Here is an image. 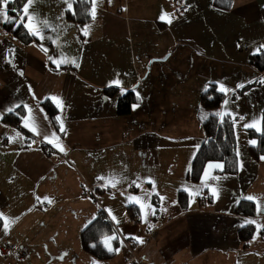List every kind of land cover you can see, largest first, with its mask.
Returning <instances> with one entry per match:
<instances>
[{
    "label": "crops",
    "instance_id": "obj_1",
    "mask_svg": "<svg viewBox=\"0 0 264 264\" xmlns=\"http://www.w3.org/2000/svg\"><path fill=\"white\" fill-rule=\"evenodd\" d=\"M94 4L95 18L77 25L64 0H36L29 11L49 27L33 35V20L29 42L0 19V243L28 251L21 260L0 251V264H125L130 249L144 264H264V158L251 156L256 139L245 127L261 128L264 83L232 99L262 76L249 57L264 49V0H234L229 10L214 0ZM210 83L227 96L216 112L235 119L238 171L209 162L192 182ZM130 90L140 101L120 116L118 99ZM248 196L255 214L238 213ZM99 210L119 238L103 260L80 237ZM247 225L254 233L242 240Z\"/></svg>",
    "mask_w": 264,
    "mask_h": 264
},
{
    "label": "trees",
    "instance_id": "obj_2",
    "mask_svg": "<svg viewBox=\"0 0 264 264\" xmlns=\"http://www.w3.org/2000/svg\"><path fill=\"white\" fill-rule=\"evenodd\" d=\"M234 0H214V6L221 10H229ZM24 0H14L8 4V14L13 18V22H6L5 26L13 30V34L24 42L33 40V36L28 32L18 17H21ZM65 18L77 25L88 23L92 20V0H75L71 9L64 12ZM249 62L256 67L262 76L255 82L239 89L232 99L244 93L247 89L258 86L264 80V49L257 54L249 57ZM108 92L117 90V87H110ZM114 91V92H115ZM227 99L224 92L218 89L216 83H210L203 91L200 97V106L198 110V118L205 132V140L197 150L190 169L187 173V179L192 182H198L204 172L206 164L209 162L222 163V168L218 170L222 174H235L238 171L237 161V136L235 129V119L230 114L217 115L216 110ZM140 101L138 95L130 90L122 95L117 102V114L120 116L129 115L132 108ZM44 106L51 116L54 115L56 108L51 102H44ZM261 129H264V111L262 113ZM249 136L256 139V144L250 147V154L254 159L264 156V132H258L256 129H248ZM179 202L182 206H186L188 202V194L180 191ZM153 201L157 203L154 197ZM236 211L245 215L255 214V203L249 200H241ZM3 222L0 218V231ZM254 233V226L247 225L239 230V237L242 240H248ZM81 245L83 250L98 259H108L115 255L119 246V238L115 234L114 227L104 210H99L95 217L81 231ZM111 239L112 251H109L107 241ZM107 245V246H106Z\"/></svg>",
    "mask_w": 264,
    "mask_h": 264
},
{
    "label": "snow or ice",
    "instance_id": "obj_3",
    "mask_svg": "<svg viewBox=\"0 0 264 264\" xmlns=\"http://www.w3.org/2000/svg\"><path fill=\"white\" fill-rule=\"evenodd\" d=\"M12 2H14V0H0V19H4V20H6V22H13V18L8 17V4L12 3ZM35 2H36V0H24V4H23L22 10H21L23 15L21 17H18V19H20V22L23 23L25 27H29V24L33 20H36V23L32 25V28L35 29L32 32L33 35L38 34V32L40 31V25H43L44 28L49 27V24H48V22L46 20H39V19H37L35 17L34 9L32 10V12L29 11L30 6H32ZM64 2L67 4L68 9L72 8L73 5H72L71 0H64ZM92 16H93V18H95V4H94V0H93ZM25 17L27 18L28 23H25V19H24ZM161 19H164V16H162ZM168 22L171 23V19H169ZM261 47H264V46H261ZM57 63H59V62H57ZM73 63H74V61H73ZM76 66L79 67L78 64ZM113 83L119 85L120 81L117 80V81H114ZM261 83H264V80H262ZM238 87L243 88L244 85H238ZM122 91H123V89H122ZM221 91H225V89L222 88ZM225 103H227V101ZM217 115H219V113ZM59 119L60 118L57 117V120H59ZM34 123L35 122L33 120V124ZM25 126L27 127L28 124L26 123ZM245 127L246 128H256V131L264 132V129H261L260 127H257L256 122H254L252 124H246ZM31 130L36 132L37 135H39V132L37 131V129L35 127H33ZM60 130L64 131L62 123H61V129ZM49 142L51 143V141H49ZM251 143L255 144V141H251ZM57 147H59L60 151H64V148L62 146L57 145ZM262 158H264V157H262ZM209 167L211 168V167H213V165H209ZM215 167H219V165H216ZM206 175H207V173H206ZM101 179H103V178L101 177ZM213 179H218V178L217 177H213ZM116 183H119V181H115V180L111 181V184H112L113 187H115ZM133 183H135V182H133ZM213 191H215V190H213ZM45 199H47V197H45ZM130 199H136V198H130ZM246 199L252 200L254 198L251 197V196H248V197H246ZM0 216H2V214H0ZM113 219H115V217H113ZM248 223L254 224L256 222L253 221V220H250V221H248ZM5 227H7V225H5ZM150 227H152V226L150 225ZM258 227H261V226L258 225ZM107 239H109V240L110 239H114V237H109ZM112 250L113 249L111 247H109V251H112Z\"/></svg>",
    "mask_w": 264,
    "mask_h": 264
},
{
    "label": "built area",
    "instance_id": "obj_4",
    "mask_svg": "<svg viewBox=\"0 0 264 264\" xmlns=\"http://www.w3.org/2000/svg\"><path fill=\"white\" fill-rule=\"evenodd\" d=\"M0 251L3 253H12L17 256L18 259H24L28 256L27 249L20 243L5 244L0 243ZM130 255L128 256L125 264H144L141 254L135 250L130 249Z\"/></svg>",
    "mask_w": 264,
    "mask_h": 264
},
{
    "label": "rangeland",
    "instance_id": "obj_5",
    "mask_svg": "<svg viewBox=\"0 0 264 264\" xmlns=\"http://www.w3.org/2000/svg\"><path fill=\"white\" fill-rule=\"evenodd\" d=\"M200 97H201V96H200ZM217 110H219V109H217ZM217 110H216V111H217ZM136 252H138V251H136ZM138 253H139V252H138ZM139 254H140V253H139Z\"/></svg>",
    "mask_w": 264,
    "mask_h": 264
}]
</instances>
